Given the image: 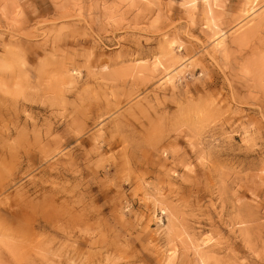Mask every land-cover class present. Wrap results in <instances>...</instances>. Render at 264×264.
I'll return each instance as SVG.
<instances>
[{
	"label": "rangeland",
	"instance_id": "obj_1",
	"mask_svg": "<svg viewBox=\"0 0 264 264\" xmlns=\"http://www.w3.org/2000/svg\"><path fill=\"white\" fill-rule=\"evenodd\" d=\"M0 264H264V0H0Z\"/></svg>",
	"mask_w": 264,
	"mask_h": 264
},
{
	"label": "bare ground",
	"instance_id": "obj_2",
	"mask_svg": "<svg viewBox=\"0 0 264 264\" xmlns=\"http://www.w3.org/2000/svg\"><path fill=\"white\" fill-rule=\"evenodd\" d=\"M211 2V1H210ZM211 4V3H210ZM209 5V4H208ZM209 8V7H208Z\"/></svg>",
	"mask_w": 264,
	"mask_h": 264
}]
</instances>
